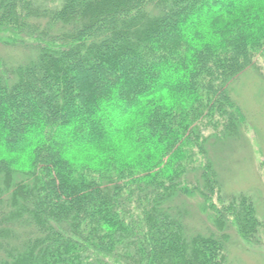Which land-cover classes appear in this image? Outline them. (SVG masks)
I'll use <instances>...</instances> for the list:
<instances>
[{"label":"trees","instance_id":"16d2710c","mask_svg":"<svg viewBox=\"0 0 264 264\" xmlns=\"http://www.w3.org/2000/svg\"><path fill=\"white\" fill-rule=\"evenodd\" d=\"M0 44V264H230L232 236L260 241L209 156L240 136L232 83L263 75L260 0H0ZM88 150L104 167L64 158Z\"/></svg>","mask_w":264,"mask_h":264},{"label":"rangeland","instance_id":"374dc122","mask_svg":"<svg viewBox=\"0 0 264 264\" xmlns=\"http://www.w3.org/2000/svg\"><path fill=\"white\" fill-rule=\"evenodd\" d=\"M4 49L0 44L1 55ZM20 53L11 49V56ZM258 65L263 75L249 68L232 83V97L244 115L239 138L222 145L214 144L209 150V156L220 173L223 192L253 194L256 212L262 223L263 230L257 235L259 242H247L232 236L234 243L229 247L230 264H264V65ZM190 209L191 213L198 211L192 201ZM191 221L196 228L202 224L194 218Z\"/></svg>","mask_w":264,"mask_h":264},{"label":"clouds","instance_id":"9594fccd","mask_svg":"<svg viewBox=\"0 0 264 264\" xmlns=\"http://www.w3.org/2000/svg\"><path fill=\"white\" fill-rule=\"evenodd\" d=\"M260 6L264 7V0H260ZM250 31L255 32V28ZM134 147V146H133ZM76 155L74 151H68L64 154L65 159L72 160L75 164L84 163L87 164L90 168H100L104 167L105 162L107 161V154H101L92 150L83 152L79 157L73 160V156ZM85 156L90 157V159H85ZM2 158L10 159V157L5 154ZM136 159V152L134 151H122L116 154V161L123 166L124 164L134 163Z\"/></svg>","mask_w":264,"mask_h":264}]
</instances>
